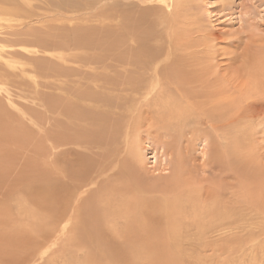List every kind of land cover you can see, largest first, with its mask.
<instances>
[{
  "label": "rangeland",
  "instance_id": "374dc122",
  "mask_svg": "<svg viewBox=\"0 0 264 264\" xmlns=\"http://www.w3.org/2000/svg\"><path fill=\"white\" fill-rule=\"evenodd\" d=\"M0 264H264V0H0Z\"/></svg>",
  "mask_w": 264,
  "mask_h": 264
},
{
  "label": "bare ground",
  "instance_id": "6f19581e",
  "mask_svg": "<svg viewBox=\"0 0 264 264\" xmlns=\"http://www.w3.org/2000/svg\"><path fill=\"white\" fill-rule=\"evenodd\" d=\"M188 97V96H187ZM219 98V97H218ZM222 98V97H221ZM229 98V97H228ZM221 100V99H220ZM234 101V100H233ZM251 102V101H250ZM214 103H216V102H214ZM244 103V102H243ZM248 103V102H247ZM227 104V103H226ZM218 106V105H217ZM238 107V106H237ZM231 108V107H230ZM170 110V109H169ZM175 110V109H174ZM177 110V109H176ZM179 111H181V110H179ZM215 111V110H214ZM177 112V111H176ZM212 112V111H211ZM217 113V112H216ZM174 115V114H173ZM254 115V114H253ZM177 117V116H176ZM186 121V120H185ZM243 121V120H242ZM231 123V122H230ZM128 189V188H127Z\"/></svg>",
  "mask_w": 264,
  "mask_h": 264
}]
</instances>
